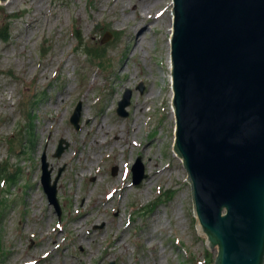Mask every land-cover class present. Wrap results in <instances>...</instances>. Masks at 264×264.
Masks as SVG:
<instances>
[{"label":"rangeland","instance_id":"obj_1","mask_svg":"<svg viewBox=\"0 0 264 264\" xmlns=\"http://www.w3.org/2000/svg\"><path fill=\"white\" fill-rule=\"evenodd\" d=\"M115 1L0 2L9 32L0 40V264L216 259L198 234L188 173L174 152L173 0ZM136 5L148 12L141 33ZM101 48L100 59L86 55ZM61 140L68 145L56 157ZM44 154L53 181L61 170L60 218L41 185ZM139 158L147 178L134 185Z\"/></svg>","mask_w":264,"mask_h":264},{"label":"water","instance_id":"obj_2","mask_svg":"<svg viewBox=\"0 0 264 264\" xmlns=\"http://www.w3.org/2000/svg\"><path fill=\"white\" fill-rule=\"evenodd\" d=\"M172 14L174 152L198 234L218 249L213 264H264V0H173ZM131 98L127 90L118 103L122 117ZM81 114L79 103L76 129ZM67 145L61 140L55 156ZM60 174L52 180L44 154L41 185L59 217ZM132 174L134 185L147 178L140 158Z\"/></svg>","mask_w":264,"mask_h":264},{"label":"trees","instance_id":"obj_3","mask_svg":"<svg viewBox=\"0 0 264 264\" xmlns=\"http://www.w3.org/2000/svg\"><path fill=\"white\" fill-rule=\"evenodd\" d=\"M8 35H9V32H8V27L7 28H4V27H0V40H4V41H7L8 40ZM116 37H118V33H115ZM104 49L101 48V49H91L89 51H87L86 55L90 58H98L100 59V57L102 56V54L104 53ZM31 121H32V118H31ZM31 121H30V124H31ZM15 174L16 172H13L11 171L10 173L7 174V177L9 178V181L10 182H15L17 180V178L15 177Z\"/></svg>","mask_w":264,"mask_h":264},{"label":"bare ground","instance_id":"obj_4","mask_svg":"<svg viewBox=\"0 0 264 264\" xmlns=\"http://www.w3.org/2000/svg\"><path fill=\"white\" fill-rule=\"evenodd\" d=\"M119 0H116L115 1V3L114 4H116L117 2H118ZM145 3V2H144ZM137 5L134 7V14H135V16L137 17V19L139 20V22L140 23H138L137 25H136V27H135V29L137 30V31H139V33H141L142 31H143V29L145 28V24H143L144 23V21H146V17H148V12L146 11V10H144V13H142V14H139L138 13V10H137ZM161 15H159L158 17H160ZM172 31H173V29L171 30V34H172ZM172 36V35H171ZM170 44H171V42H170ZM170 44L168 45V47H169V51H170ZM169 68H170V71H172V61L170 62L169 61ZM170 76H171V73H170ZM171 81H172V76H171ZM173 94V93H172ZM173 97V96H172ZM90 123V122H89ZM88 123V124H89ZM92 123V122H91ZM90 123V124H91ZM86 214H88V212H85Z\"/></svg>","mask_w":264,"mask_h":264}]
</instances>
